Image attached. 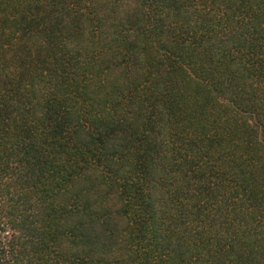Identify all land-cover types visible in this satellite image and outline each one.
<instances>
[{"label": "trees", "instance_id": "16d2710c", "mask_svg": "<svg viewBox=\"0 0 264 264\" xmlns=\"http://www.w3.org/2000/svg\"><path fill=\"white\" fill-rule=\"evenodd\" d=\"M0 264H264V0H0Z\"/></svg>", "mask_w": 264, "mask_h": 264}]
</instances>
